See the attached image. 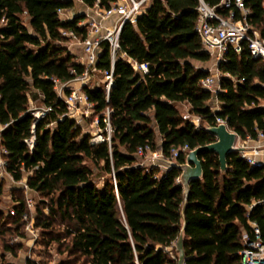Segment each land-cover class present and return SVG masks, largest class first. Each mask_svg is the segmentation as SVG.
I'll return each mask as SVG.
<instances>
[{
    "label": "trees",
    "instance_id": "16d2710c",
    "mask_svg": "<svg viewBox=\"0 0 264 264\" xmlns=\"http://www.w3.org/2000/svg\"><path fill=\"white\" fill-rule=\"evenodd\" d=\"M114 1L84 0L90 7H110ZM206 1L218 5L223 0ZM199 3L154 0L136 22L124 24L116 55L105 43L97 66H114L115 84L110 92H88L103 125L110 110L112 141L88 143L73 117L53 126L42 118L31 152L30 100L39 98L66 111L57 80H75L86 65L70 49L72 36L65 31L86 38L88 29L81 22L87 16H63L61 11L73 7L74 0H0V124H8L2 131L10 151L8 168L17 179L23 178V168L34 169L29 184L39 194L36 240L66 254L58 264H179L182 171L141 164L139 148L162 149L171 159L173 147L188 143L194 149L215 141L204 124L217 125L219 117L227 118L243 139L264 132V59L256 58L248 43L241 51L232 46L221 68L219 91L205 87L212 71L198 64L210 63L211 56L197 29ZM245 3L252 9L253 28L264 36V0ZM219 10L228 15L231 8ZM135 54L139 62L149 63L148 72L135 68ZM215 99L221 109H214ZM183 104L199 116L200 126L185 116ZM186 155L181 151L177 159L185 161ZM201 159L204 178L192 183L187 209L186 264H244L242 228L251 230L253 220L264 231V204L249 214L245 206L264 200V163L253 166L235 150L223 174L217 152L203 153ZM5 189L0 186V264H17L12 258L33 238L27 228L32 210L21 188H10L20 200L16 213L4 207ZM21 264L50 263L29 256Z\"/></svg>",
    "mask_w": 264,
    "mask_h": 264
},
{
    "label": "built area",
    "instance_id": "2783aa9c",
    "mask_svg": "<svg viewBox=\"0 0 264 264\" xmlns=\"http://www.w3.org/2000/svg\"><path fill=\"white\" fill-rule=\"evenodd\" d=\"M154 0H115L110 7H99L95 15H88L81 24L88 29L86 38L78 36L74 32L65 31L66 34L80 41L85 46V51L88 58L83 64L86 65L84 73L78 75L75 80L80 81V85L76 87L70 86L72 81L63 82L57 80L56 89L58 94L64 99L66 111L62 112L52 105L42 104L36 105L31 98L29 107L26 112L34 116V128L32 135L27 138V144L31 152L35 151L37 142L36 124L42 118L49 120L48 125L53 126L59 120L66 116L73 117L77 121V128L81 131L88 130L85 124L87 118L96 112L95 104L90 100L89 89L105 88L110 92L115 84L114 66L112 69H100L97 66L102 47L109 42L114 55L121 48V32L124 24L128 21L136 22L139 16L146 12L151 7ZM231 8L228 15L223 14L220 7ZM199 20L197 29L203 40V49L207 51L213 62L210 68L212 74L204 79V85L214 91H219L216 84L220 81V71L223 62L227 60V52L230 47L241 51L245 43L251 50V53L256 58L264 59V36L257 29H254L250 21L252 9L245 3V0H223L218 5H212L206 0H200L199 6ZM64 10L61 11L63 14ZM118 14L119 18L112 26H105L103 19L109 18ZM101 18V19H100ZM134 66L137 70L143 73L149 71L148 62H139L138 57L134 55ZM74 81V80H73ZM237 82L241 83L242 79L237 78ZM70 87V92L66 88ZM186 117H193L200 126L199 116H193L189 111L185 114ZM104 125L101 116L97 114L93 120V127L95 131L88 135V143L100 144L103 141H112L115 135V129L111 121V113L108 109L103 117ZM227 122V118L219 117L218 123ZM8 124H0V186L9 187V189L21 188L25 190L26 199L29 207L33 210L36 206L39 194L37 189L29 184V178L33 176L34 169H25L24 176L17 179L15 175L9 170V149L3 143L2 131ZM88 134V133H87ZM87 136V135H86ZM264 137V132H260L259 138ZM250 139V138H247ZM247 140L237 143V150L246 158L253 166L260 165L264 161L260 158L262 155V147L255 146L250 148L247 145ZM239 142V141H238ZM191 150L188 143L173 147V156L171 159H177L181 151L188 153ZM139 161L143 165H150L148 160H151L153 165L166 163L163 161L164 152L162 149L152 150L149 145L142 146L138 150ZM167 165V164H166ZM168 166V165H167ZM162 167V166H161ZM163 168V167H162ZM10 204L9 209L12 213H16V207L20 204L19 198L12 193L9 195ZM264 204V200L254 201L252 204H246L248 214L258 204ZM28 217V215H27ZM252 229L248 230L246 227L242 228L243 248L239 254L242 257L244 264H264V231L258 221H250ZM33 239H37L39 230L36 229L34 220L31 219L27 226ZM20 240V237H16Z\"/></svg>",
    "mask_w": 264,
    "mask_h": 264
},
{
    "label": "water",
    "instance_id": "95a60500",
    "mask_svg": "<svg viewBox=\"0 0 264 264\" xmlns=\"http://www.w3.org/2000/svg\"><path fill=\"white\" fill-rule=\"evenodd\" d=\"M204 127L216 136L217 139L215 141L189 150L185 161L163 157V161L169 167L181 169L182 173L179 180L185 187L181 217L182 227L180 236L176 242L179 264H186L187 261L185 239L188 230L187 209L192 193V183L203 179L205 174L201 156L206 152H217L220 156L221 171L223 174H226L229 170L228 157L233 151L237 150L236 145L240 139L239 133L232 130L227 122H220L217 125L206 122Z\"/></svg>",
    "mask_w": 264,
    "mask_h": 264
},
{
    "label": "rangeland",
    "instance_id": "374dc122",
    "mask_svg": "<svg viewBox=\"0 0 264 264\" xmlns=\"http://www.w3.org/2000/svg\"><path fill=\"white\" fill-rule=\"evenodd\" d=\"M212 64H213V62L211 60L210 63H204V64H198V65L199 66L205 65V67L211 68ZM221 73H222V71H220V74ZM220 87H221V85L218 82L216 84V88L220 89ZM32 99L35 101L36 105H39V106L42 105L41 99H39V98H37V99L32 98ZM263 104H264V101H263ZM184 111L187 113V110H185V108H184ZM96 116H97V113L95 112L94 114H92L91 116H89L87 118L86 125L89 126V129L82 131V134L84 137L86 135L87 136L91 135V133H93L95 131V129L93 127V120L96 118ZM245 140H247L246 141L247 145L250 148H254L255 146H259V145H256L253 141H250L248 139H243L241 137H240L238 143L244 142ZM5 190H6V193L4 194V207L9 209V205H6V201H10V198H9L10 189H9V187H6ZM13 195L17 196L18 194L17 195L13 194ZM35 216H36V212H34V209H33L31 219H33L34 221H35ZM29 256L34 258V259H38L40 261H49L50 264H58L61 260H63L66 257V254L63 252H59L56 249V247L53 245H45L42 242L38 243V240L30 238V239L26 240V248L20 252V255L17 258H12V260L14 259L17 264H21V263H25Z\"/></svg>",
    "mask_w": 264,
    "mask_h": 264
},
{
    "label": "crops",
    "instance_id": "0c3cea01",
    "mask_svg": "<svg viewBox=\"0 0 264 264\" xmlns=\"http://www.w3.org/2000/svg\"><path fill=\"white\" fill-rule=\"evenodd\" d=\"M74 3L75 4L73 7L67 8L64 10L63 16L65 18H73L79 14H86V16L95 15L96 10L100 7L99 5H96L94 7H90L84 2V0H74ZM118 18H119L118 14H115L109 18L103 19L102 22L105 26H112L117 21ZM69 45H70V49L72 50V52L77 55V58L79 61H81L82 63L84 61H86V59L88 58V54L85 51V46L80 41H78L77 39L72 37ZM104 46L102 47V50H103ZM102 50H101V52H102ZM136 55L138 57V54H136ZM203 66H205V65H203ZM78 85H80V81H78V80H74L70 84V86H72V87H76ZM213 104H214V109H221V105H220L218 99H215ZM183 105H184L185 110H187V111L190 110L189 104H183ZM86 123H87V121L85 122V124ZM88 128H89V126H88ZM248 140L253 141L256 145L262 146V148H261L262 149V152H261L262 155H260V158L264 161V137L256 138V139L250 138ZM148 163L150 165H153L152 164L153 162L151 160H148ZM161 166L164 169H166L168 167L166 164L165 165L162 164Z\"/></svg>",
    "mask_w": 264,
    "mask_h": 264
}]
</instances>
